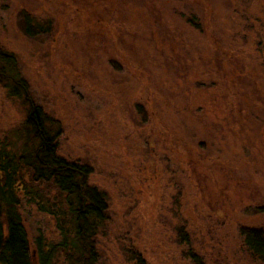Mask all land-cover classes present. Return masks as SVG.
<instances>
[{
  "label": "rangeland",
  "instance_id": "374dc122",
  "mask_svg": "<svg viewBox=\"0 0 264 264\" xmlns=\"http://www.w3.org/2000/svg\"><path fill=\"white\" fill-rule=\"evenodd\" d=\"M0 46L60 123L57 154L106 195L99 264H258L238 229L264 230V0H0ZM29 103L0 87V142ZM19 211L31 242L57 241Z\"/></svg>",
  "mask_w": 264,
  "mask_h": 264
},
{
  "label": "trees",
  "instance_id": "16d2710c",
  "mask_svg": "<svg viewBox=\"0 0 264 264\" xmlns=\"http://www.w3.org/2000/svg\"><path fill=\"white\" fill-rule=\"evenodd\" d=\"M22 22L28 35L45 31L28 12H23ZM0 87L9 97L30 100L15 55L1 46ZM30 103L12 139L0 142V264H99L94 243L107 221L106 195L87 184L88 165L57 154L60 123ZM21 193L51 218L57 241H47L42 233L30 241L19 211ZM238 233L251 257L264 264V230L241 225ZM179 237L188 241L181 230ZM184 256L203 264L193 250ZM128 259L142 264L132 253Z\"/></svg>",
  "mask_w": 264,
  "mask_h": 264
},
{
  "label": "water",
  "instance_id": "95a60500",
  "mask_svg": "<svg viewBox=\"0 0 264 264\" xmlns=\"http://www.w3.org/2000/svg\"><path fill=\"white\" fill-rule=\"evenodd\" d=\"M26 96V95H25ZM30 101V100H29ZM31 104V103H30ZM32 107V106H31Z\"/></svg>",
  "mask_w": 264,
  "mask_h": 264
}]
</instances>
